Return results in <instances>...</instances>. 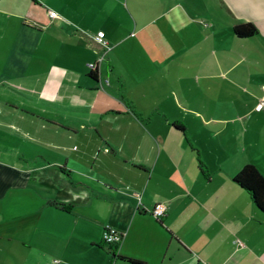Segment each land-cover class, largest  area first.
<instances>
[{"label":"crops","instance_id":"obj_1","mask_svg":"<svg viewBox=\"0 0 264 264\" xmlns=\"http://www.w3.org/2000/svg\"><path fill=\"white\" fill-rule=\"evenodd\" d=\"M148 1L95 31L91 0H0V264H264V214L233 181L249 164L264 177V0ZM244 23L257 34L237 37ZM114 50L140 97L108 111L111 133L54 116L79 87L113 90Z\"/></svg>","mask_w":264,"mask_h":264},{"label":"rangeland","instance_id":"obj_2","mask_svg":"<svg viewBox=\"0 0 264 264\" xmlns=\"http://www.w3.org/2000/svg\"><path fill=\"white\" fill-rule=\"evenodd\" d=\"M48 1H50L51 5L55 9L60 10L62 7H64V2H62V0ZM146 1L128 0V4L134 7L135 10L139 12L143 9V7L152 5L151 2ZM90 6L93 8H90L92 9L91 16L94 18L93 20L95 21L92 23V25L90 24L89 27L95 29V31H97V28H99V26L102 27V29H104L105 31L109 29L108 24L104 21L105 18L107 19L109 17V15L122 19L124 17V14H126V0H95L93 4L91 0ZM149 19L150 23L153 24V27H156L162 22V20L156 16L152 17L150 15ZM130 31V35L133 36L134 29L132 28ZM121 38H123V36L120 34L119 39ZM133 39L134 38H132V40ZM119 53V50L112 51V53L109 54V56L106 58V61L101 66L102 71L104 73V77L108 80L107 82H110V84L113 86V90H109L108 92L103 90V88L99 86L101 95H99L94 102V97L90 96L87 90L84 89L85 91H83V87H79L77 91L67 95L66 104H68H65L66 106H62L60 104L54 105L53 115L58 116L65 123H71V125L76 129H81L82 125L86 126L87 130L96 126L100 128L101 125V129H105L103 133H111L110 126L114 122L109 121L110 119H112V113H108V111H116V109H123L122 103H125L126 100H129L131 96L140 97L138 91H128L130 87V81L127 78L128 70H126V65L123 66L122 63L114 61L116 59L115 57L119 56ZM109 59L111 61H114L112 62V72L111 69H109V66L107 65V61ZM80 85L83 84L80 83ZM167 88L169 89L168 84ZM6 93L10 98L14 99L16 98L26 100V98H32L33 100H37L34 96L30 97L28 94L26 95L24 93H18L19 95H16L12 91H7ZM103 107H108L107 109L109 110L103 109ZM96 131L99 130L96 129ZM74 138L75 137L73 135L68 136L66 134L64 136L61 134H57L54 136V139L56 141L62 142L63 144L67 143V145L71 148H78V144L80 143L78 141H75ZM85 142H87V140Z\"/></svg>","mask_w":264,"mask_h":264},{"label":"trees","instance_id":"obj_3","mask_svg":"<svg viewBox=\"0 0 264 264\" xmlns=\"http://www.w3.org/2000/svg\"><path fill=\"white\" fill-rule=\"evenodd\" d=\"M233 31L234 34L239 38H250L257 34V28L252 23L239 24L234 27ZM95 71L96 70L91 71L90 77L97 81L99 80V71ZM173 126L178 131H185V128L182 125L175 124ZM200 167L202 166L200 165ZM233 181L240 188L247 191V193L251 196L255 207L264 214V177L261 175L259 170L252 164L246 165L240 169ZM117 257L133 264H145L144 262L137 259L124 256Z\"/></svg>","mask_w":264,"mask_h":264},{"label":"built area","instance_id":"obj_4","mask_svg":"<svg viewBox=\"0 0 264 264\" xmlns=\"http://www.w3.org/2000/svg\"><path fill=\"white\" fill-rule=\"evenodd\" d=\"M49 16L52 19L55 18H59V15L57 12L55 11H49ZM95 42L101 46L102 48H104L105 50H109L110 49V45L106 39V34L104 31H99L96 36H95ZM101 61V59H99L98 62L96 63H90L88 66L91 70H96L99 66V62ZM259 109L264 108V99L263 101L259 104ZM166 213V205L164 203H159L157 204L153 211L152 214L155 218H162ZM102 239L104 241L105 244L107 245H119L122 240H123V234L121 232H119L117 229L113 228V227H106L103 231V236Z\"/></svg>","mask_w":264,"mask_h":264}]
</instances>
